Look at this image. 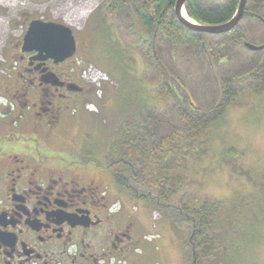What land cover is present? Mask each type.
<instances>
[{
  "label": "rangeland",
  "instance_id": "1",
  "mask_svg": "<svg viewBox=\"0 0 264 264\" xmlns=\"http://www.w3.org/2000/svg\"><path fill=\"white\" fill-rule=\"evenodd\" d=\"M103 1L21 0L11 19L6 20L9 34H6L0 46V91L17 77L19 71L24 72L21 66L25 58H21V48L29 23L33 20L61 23L70 27L79 43L75 57H83L81 68L86 63H92L106 72L115 83L111 87L107 86L100 99L93 95L91 100L85 101H94L97 111H86L79 115L82 136L79 133L77 137L82 139L80 151L86 161H100L121 123L129 122L146 105V101L141 100L147 96H144L146 89L142 87L140 79L150 88L157 83L154 79L156 72L146 69V48L140 44L137 36L141 34L150 39V34L137 25L134 18V26L130 28V16L107 12L101 7ZM78 11H82L78 23L65 24L64 16L74 15ZM7 12L6 8L0 6L1 14L7 15ZM240 26L246 41L257 45L264 41V27L258 22L243 18ZM173 49L174 69L189 85V88H185L187 93L182 91L187 97L190 95L195 105L199 103L204 108L205 99H211L205 76L196 70L197 65L193 64L192 58L187 57L186 47L175 44ZM31 53L27 52L26 55ZM140 60L142 74L139 75ZM207 73L210 75L209 71ZM165 78L177 79L174 75H164ZM179 88L178 92H181ZM253 96L248 90L241 92L227 107L223 119L210 128V151L198 167L191 156L187 158V164L193 171L192 179L172 199V203L183 198L199 204L201 197L207 196L220 202L219 224L220 230L224 232L222 234L233 230L239 232L235 235H222L229 239L226 241L229 257L222 254L226 258L223 264H264V95L255 96V105L252 103L256 99H252ZM159 107L165 106L159 103ZM70 135L73 137L75 133ZM18 142L23 148L34 150V142L30 139L19 138ZM159 147L154 145L150 153ZM150 153L148 157L151 158ZM73 154L78 156L80 152L73 151ZM89 179L113 203V211L119 210L120 203L125 213L136 216L143 224L140 230L142 234L153 235L149 244L156 245L154 249L151 248L148 264H188L187 254L169 220L164 217V212L150 202L144 204L119 189L106 170L95 171L82 182ZM180 232L185 237L183 229Z\"/></svg>",
  "mask_w": 264,
  "mask_h": 264
},
{
  "label": "trees",
  "instance_id": "2",
  "mask_svg": "<svg viewBox=\"0 0 264 264\" xmlns=\"http://www.w3.org/2000/svg\"><path fill=\"white\" fill-rule=\"evenodd\" d=\"M174 3L175 0L103 1L101 7L107 12L130 16V28L134 26V18L150 34V39L138 33L137 36L146 48V69L156 72L157 83L146 90L147 98L141 99L146 105L129 122L121 123L103 158L87 161L108 171L115 185L132 198L147 205L150 202L165 213L187 254L188 264H223L226 258L222 254H227L229 239L222 235L239 232L222 234L220 202L207 196L201 197L199 204L183 198L172 203V199L192 179L187 158L191 156L200 166L211 148L210 128L223 119L236 96L244 90L254 95L252 99L264 95V48L250 51L243 46L246 40L240 22L219 35L191 31L177 22ZM237 5L238 0H186L184 8L194 22L219 24L230 19ZM256 15L264 19V0H247L242 19H252L264 27ZM175 44L186 47L187 57L192 58L196 70L208 82L211 99H205L204 108L197 102L193 106L182 91L189 85L174 69ZM202 44L215 63L220 80L221 98L217 106L218 88ZM164 75L176 76L181 92L179 85L172 79H164ZM256 100L252 101L254 105ZM159 103L165 107L160 108ZM156 144L159 149L150 153ZM181 229L185 237L179 233Z\"/></svg>",
  "mask_w": 264,
  "mask_h": 264
},
{
  "label": "flooded vegetation",
  "instance_id": "3",
  "mask_svg": "<svg viewBox=\"0 0 264 264\" xmlns=\"http://www.w3.org/2000/svg\"><path fill=\"white\" fill-rule=\"evenodd\" d=\"M21 52L24 72L0 91V264H148L150 253L137 252L143 224L82 182L105 170L80 151L79 115L93 97L83 57Z\"/></svg>",
  "mask_w": 264,
  "mask_h": 264
},
{
  "label": "water",
  "instance_id": "4",
  "mask_svg": "<svg viewBox=\"0 0 264 264\" xmlns=\"http://www.w3.org/2000/svg\"><path fill=\"white\" fill-rule=\"evenodd\" d=\"M185 1L186 0H175L173 15L177 22L191 31L209 35L224 34L232 30L241 21L247 2V0H238V5L234 14L225 22L219 24H199L188 17L184 8ZM256 17L264 24V19L258 15H256ZM202 46L208 57L216 86L218 88L217 106L221 98L220 80L212 57L208 53L205 44H202ZM243 46L250 51H259L264 48V42L257 45L248 41H243ZM21 49L23 51H43L49 57L55 58V60H64L71 57L75 53V39L72 34V29L64 24L33 20L29 23V27L23 37ZM173 80L180 85L177 79L173 78ZM184 91L187 93V89H184ZM188 98L190 99L191 104L195 106L189 94ZM150 160L151 158L149 157L148 161Z\"/></svg>",
  "mask_w": 264,
  "mask_h": 264
},
{
  "label": "built area",
  "instance_id": "5",
  "mask_svg": "<svg viewBox=\"0 0 264 264\" xmlns=\"http://www.w3.org/2000/svg\"><path fill=\"white\" fill-rule=\"evenodd\" d=\"M81 77L93 86L94 94L98 98L102 96L105 85L112 86L115 84L104 71L92 63H87L83 66L81 69ZM85 107L89 111L97 110L93 103H89Z\"/></svg>",
  "mask_w": 264,
  "mask_h": 264
},
{
  "label": "bare ground",
  "instance_id": "6",
  "mask_svg": "<svg viewBox=\"0 0 264 264\" xmlns=\"http://www.w3.org/2000/svg\"><path fill=\"white\" fill-rule=\"evenodd\" d=\"M21 0H0V6L6 8L8 12L5 14L0 13V46L5 38L6 34L9 32L8 23L6 20L11 19V15L15 12L14 10L19 7ZM3 10V9H2ZM63 10V9H62ZM2 12V11H1ZM5 13V11H4ZM185 15V13L183 12ZM82 17V11L75 12L74 15H65L63 20L65 24L76 25L78 20ZM7 23V24H6ZM9 34V33H8Z\"/></svg>",
  "mask_w": 264,
  "mask_h": 264
},
{
  "label": "crops",
  "instance_id": "7",
  "mask_svg": "<svg viewBox=\"0 0 264 264\" xmlns=\"http://www.w3.org/2000/svg\"><path fill=\"white\" fill-rule=\"evenodd\" d=\"M138 59H139V58H138ZM141 72H142V61L140 60V64H139V75L142 74ZM139 78H140V77H139ZM140 83H141L142 87L145 88L146 90H149V89H150V86L144 84V80L140 79ZM138 86H139V84H138ZM152 239H153V238H152ZM151 241H152V240H151ZM151 241H146V240H144L143 245H141V246L139 247V249H138L137 252L140 253L141 251H144V252L146 251V252H148V253H151V252H150V251H151V248L154 249V246L156 245V244H154V243L149 244V242H151Z\"/></svg>",
  "mask_w": 264,
  "mask_h": 264
}]
</instances>
